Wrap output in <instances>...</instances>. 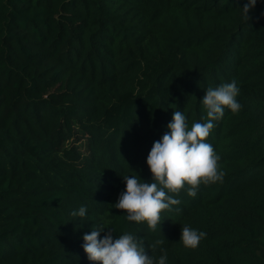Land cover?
Returning a JSON list of instances; mask_svg holds the SVG:
<instances>
[{"label": "trees", "instance_id": "16d2710c", "mask_svg": "<svg viewBox=\"0 0 264 264\" xmlns=\"http://www.w3.org/2000/svg\"><path fill=\"white\" fill-rule=\"evenodd\" d=\"M247 2L0 0V264H93L92 230L154 264H264V0L248 23ZM232 82L241 109L206 141L222 181L169 194L155 231L112 207L124 176L151 182L173 112L206 122L205 91ZM185 226L206 233L195 249Z\"/></svg>", "mask_w": 264, "mask_h": 264}, {"label": "clouds", "instance_id": "9594fccd", "mask_svg": "<svg viewBox=\"0 0 264 264\" xmlns=\"http://www.w3.org/2000/svg\"><path fill=\"white\" fill-rule=\"evenodd\" d=\"M256 3L257 0H248L239 9L245 22L251 19L249 13ZM238 94L235 82L209 87L201 101L206 110V122H193L191 127L182 111H174L167 125L168 131L153 143L147 156L151 182L142 181L137 173L131 171L133 174L123 177L125 189L112 207L126 213L129 221L146 223L150 230L155 231L157 226L160 228L161 214L181 203L169 194L178 195L187 188V195L195 197L201 185L222 181L224 173L219 168L220 158L206 141L215 127L214 122L222 119L225 109L233 114L240 111L241 105L236 100ZM86 211L81 207L72 215L83 217ZM102 231L92 230L83 236V251L93 264H154V259L146 254L133 235L124 233L114 238L112 231L107 230L103 239H98ZM205 237L206 233L185 226L181 230L180 242L185 248L195 249ZM166 259L165 252L158 264H166Z\"/></svg>", "mask_w": 264, "mask_h": 264}]
</instances>
